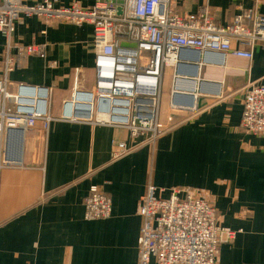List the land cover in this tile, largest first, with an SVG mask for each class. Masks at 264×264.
Wrapping results in <instances>:
<instances>
[{
    "label": "crops",
    "instance_id": "crops-1",
    "mask_svg": "<svg viewBox=\"0 0 264 264\" xmlns=\"http://www.w3.org/2000/svg\"><path fill=\"white\" fill-rule=\"evenodd\" d=\"M172 8L180 15L205 9L220 26L250 9L264 16V0H173ZM126 33L120 31V43L135 46L137 37ZM9 43L45 45L44 54L24 57L8 73V90L15 95L20 84L48 89L53 119L47 128L40 121L27 130L12 163L2 160L6 142L0 152V264H139V207L149 184L198 189L214 202L220 223L238 232L220 245L219 264H264V134L241 128L244 93L264 85V40L252 59L193 52L166 67L156 109L163 133L152 142L132 137L125 126L99 123L96 104L91 120L62 118L66 100L97 84L93 24L22 14L10 37L0 31V77ZM232 45L241 47L236 40ZM136 141L133 151L112 157L117 143ZM92 185L111 198L110 217L86 219Z\"/></svg>",
    "mask_w": 264,
    "mask_h": 264
},
{
    "label": "built area",
    "instance_id": "built-area-1",
    "mask_svg": "<svg viewBox=\"0 0 264 264\" xmlns=\"http://www.w3.org/2000/svg\"><path fill=\"white\" fill-rule=\"evenodd\" d=\"M172 1L95 0L92 7L83 8L77 3L56 7L52 0L35 5L23 0H3L0 31L10 37L22 14L36 15L50 23L93 24L97 84L94 91L79 92L66 100L62 118L91 120L96 104L98 116H103L98 117L99 123L125 126L132 137H144L152 142L163 133L156 122V109L166 67L178 65L182 58L189 59L193 52L221 59L233 53L252 59L253 47L264 40V16L252 9L239 15L236 23L220 26L205 9L186 15L175 13ZM123 28H127L125 36L137 37L135 46L120 43ZM233 40L241 47L234 48ZM44 52L45 45L9 43L7 46L4 74L0 77V152L4 142L8 147L9 139L16 135H21L20 151L28 129L36 127L40 121H44L47 128L53 119L48 89L20 84L15 95L8 90V73L24 57ZM152 88L153 94L150 93ZM42 94H46L47 99H42ZM83 96L94 99L91 109H85ZM69 107L70 113L67 112ZM241 128L249 134H264L263 84L253 85L244 93ZM140 143L119 142L112 157L131 152ZM13 152L17 154L12 147ZM11 158L6 156L3 163H12ZM165 192L169 193L168 197L163 195ZM111 214V198L99 186L92 185L85 200L86 219H105ZM139 214L143 219L138 237L139 264H151L153 259L157 264H219L220 245L232 241L238 233L220 223L214 202L203 191L188 187L167 189L149 184Z\"/></svg>",
    "mask_w": 264,
    "mask_h": 264
},
{
    "label": "water",
    "instance_id": "water-1",
    "mask_svg": "<svg viewBox=\"0 0 264 264\" xmlns=\"http://www.w3.org/2000/svg\"><path fill=\"white\" fill-rule=\"evenodd\" d=\"M199 57H200V56H199ZM176 94H181V93H176ZM174 102H175V103H178V102H177V99H175ZM20 136H21V135H16L15 138H11V139H9L10 142H9L8 147H7V157H8V158H9V157H10V158H11V157L14 158V157H13V153H14V152L12 153V147H13V150H14V151L16 150V153H17V154L19 153V152H18V151H19V150H18V148H19V147H18V146H19L18 144H19V142H20ZM10 152H11V153H10ZM15 155H16V154H15Z\"/></svg>",
    "mask_w": 264,
    "mask_h": 264
},
{
    "label": "bare ground",
    "instance_id": "bare-ground-1",
    "mask_svg": "<svg viewBox=\"0 0 264 264\" xmlns=\"http://www.w3.org/2000/svg\"><path fill=\"white\" fill-rule=\"evenodd\" d=\"M154 88H152V90L150 91V93L151 94H153L154 93ZM84 98L82 99L83 101H84V103H85V109H91L92 108V105H93V103H94V99H92V97H90V96H87V97H85V96H83ZM41 98L42 99H47V95L46 94H42L41 95ZM45 101V100H44ZM67 112L68 113H70L71 111H70V107L69 108H67ZM87 114V113H86ZM89 114V113H88ZM101 117H103V116H101ZM105 118H108V116H106Z\"/></svg>",
    "mask_w": 264,
    "mask_h": 264
},
{
    "label": "rangeland",
    "instance_id": "rangeland-1",
    "mask_svg": "<svg viewBox=\"0 0 264 264\" xmlns=\"http://www.w3.org/2000/svg\"><path fill=\"white\" fill-rule=\"evenodd\" d=\"M160 128H162V127H160ZM163 130V129H162ZM6 139V138H5Z\"/></svg>",
    "mask_w": 264,
    "mask_h": 264
}]
</instances>
